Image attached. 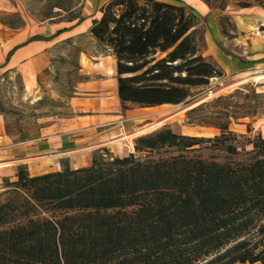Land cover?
I'll list each match as a JSON object with an SVG mask.
<instances>
[{"label": "trees", "instance_id": "16d2710c", "mask_svg": "<svg viewBox=\"0 0 264 264\" xmlns=\"http://www.w3.org/2000/svg\"><path fill=\"white\" fill-rule=\"evenodd\" d=\"M70 11L67 22L83 20ZM101 13L90 32L115 56L125 109L183 103L225 75L201 52L204 29L186 6L110 0ZM219 25L236 37L229 15ZM213 125L221 131L213 139L162 129L137 138L128 156L75 170L32 176L19 168L6 193L22 201L0 204V264H264V136L247 149L228 122ZM205 141L226 160L150 156Z\"/></svg>", "mask_w": 264, "mask_h": 264}, {"label": "rangeland", "instance_id": "374dc122", "mask_svg": "<svg viewBox=\"0 0 264 264\" xmlns=\"http://www.w3.org/2000/svg\"><path fill=\"white\" fill-rule=\"evenodd\" d=\"M165 1L184 5L197 16L204 29V39L200 46L205 56L220 55L223 52L231 54V49L227 48L236 40L233 38V41L229 42L221 39L217 24L222 14H228L234 25L237 24L234 22L235 19L238 20L240 15L248 13L259 17L257 19L259 23H264V10L259 5L260 0H209V3L207 0ZM102 2L105 3L107 0H0V148L19 150L20 152L16 153H21L17 154L20 156L26 153L29 155L51 152L50 140L48 142L45 138L59 135L68 128L69 121L75 115L72 101L76 97V86L87 78L82 68L88 65V58L96 55L98 49L88 38L78 37L76 40H70L59 37L60 33L56 32L55 28L65 25L71 17V9L82 14L84 11L90 12L93 16L99 13ZM246 2L252 5L242 8L241 5ZM38 26H45L50 30L53 28V31H47L53 32L54 35L51 37L44 35L36 37L53 40L45 49L48 59L44 61L45 64L35 71L26 65V62L13 67L3 63L12 53L10 51L5 55L8 49L5 46L7 42L24 28L35 30ZM253 27L255 34L264 36V31H261L257 24ZM237 29L232 33L240 37ZM243 38L245 41L246 35ZM253 67L247 70L249 73L230 72L225 73L223 77L211 78L207 86L193 88L192 95L177 105L144 107L130 103L132 104L130 114L134 116L132 124L137 125L135 127L141 128L160 120L163 122L133 136L129 142L122 140L112 147L83 153L79 155L85 159L82 162L73 164V159L68 157L44 156L37 161L38 163L12 165V169H0V204L22 201L21 198L15 197L17 195L6 193L8 189L6 180L17 181L16 173L19 168H24L32 176H36L63 171L66 167L71 170L87 167L95 158L104 160L125 157L130 151H134L137 138L162 129H171L178 134L206 140L213 139L221 133L213 124L228 122L229 129L236 135V141H239L241 146L246 144L247 149H250L247 140L259 134L264 136V76L249 79L244 83H233L242 76L264 71V67ZM193 104L195 106L191 107ZM172 113H175L173 117ZM210 146L214 147V143L205 141L188 151L167 147L153 152L150 156L158 159L185 153L208 160H226L224 154ZM136 155L141 159L145 158V154ZM237 158L244 157L240 155Z\"/></svg>", "mask_w": 264, "mask_h": 264}, {"label": "crops", "instance_id": "0c3cea01", "mask_svg": "<svg viewBox=\"0 0 264 264\" xmlns=\"http://www.w3.org/2000/svg\"><path fill=\"white\" fill-rule=\"evenodd\" d=\"M108 1L110 0H107V2ZM107 2L101 3L99 6V13L96 15L91 16L90 12L84 11L82 14L83 20L66 22L61 28H57V26L55 28L56 32L64 28L66 29L59 34V37L70 38V40H76L78 37L88 38L95 45L94 47L98 49L96 55L90 56L91 58L87 57L89 60L88 65L82 68L84 76L87 78L80 81L76 86V97H74L72 101L75 115L69 121L68 128L59 135L45 138L48 139V142L50 140L49 144L52 146V149H50L51 152H49H60V154L51 156L48 155L49 152H40L33 154L29 153V155L26 153V155L20 156L17 154L21 153H16L20 152L19 150L14 151L12 148L7 149L2 147L0 148V161L4 160L9 163L6 167L1 169H12V165L34 163L40 161V158L44 156L59 158L68 157L73 159V164L79 163L85 160L83 159L84 157H79V155L103 147H112L114 144H119V142L122 141L113 139L120 137L123 133H132L140 129L135 127L137 125L134 126L132 124V119L134 117L130 114L132 104L129 103L128 105L130 107L124 109L119 98L115 56L110 49L98 44L97 40L90 32L93 20L101 17V8ZM219 19L217 25L221 39L228 40L229 42L233 41V39H228L221 33ZM257 19H259V17L248 13L246 15H240L238 20H234V22H237V31L240 33V37L237 36L234 38L236 41L230 45L231 47H237V49L234 50L231 47L227 48L231 49V54L225 53V55L224 52L220 55L214 54V56L213 54H207L216 60L224 71V74L243 71H245L243 73H249L250 71L247 70L254 68L253 66H257L255 68L264 67V36L255 34L253 30L255 29L253 27L254 24H257L258 27L261 28L264 23H259ZM52 29L45 28V26H38L35 30L32 28H24L19 33H16L15 36L7 42L8 44L5 45L8 48L5 55H8L10 51H12V54L9 60L7 61V59H5L3 63L13 67L26 62V65L38 71L41 65L45 64L44 61L48 60L46 58L45 49L53 40H51L52 38L43 39L36 37L39 35L51 37L54 35L53 32L47 33V31H53ZM251 32L253 35H250ZM245 35L246 39L244 41L243 36ZM32 38L36 39L29 41ZM257 72L261 73L264 71Z\"/></svg>", "mask_w": 264, "mask_h": 264}, {"label": "bare ground", "instance_id": "6f19581e", "mask_svg": "<svg viewBox=\"0 0 264 264\" xmlns=\"http://www.w3.org/2000/svg\"><path fill=\"white\" fill-rule=\"evenodd\" d=\"M258 76H264V72H261V73H255V74H250V75H245V76H242V77H240L238 80H237V82H235V83H233V84H239V83H244V82H246V81H248L249 79H252V78H255V77H258ZM211 94H213V93H211ZM195 106V104H193V105H191V107H194ZM187 107H185V109H186ZM188 108H190V107H188ZM185 109H182V111L183 110H185ZM175 115V113H172V117ZM163 122V120H160V121H156V122H152V123H150V124H148V125H146V126H144V127H141L140 129H138L137 131H135V132H132V133H123L120 137H118V138H115V139H113V140H127L128 142L130 141V139L135 135V134H138V133H140V132H144V131H146V130H148V129H150V128H153V127H156V126H158L159 124H161ZM165 122V121H164ZM106 142H108V141H106ZM106 144V143H105ZM85 148V147H84ZM83 148V149H84ZM78 150V149H77ZM72 152V151H71ZM76 152V151H75ZM59 155L60 154V152H58V153H49L48 155ZM62 154V153H61ZM65 154H67V153H65ZM35 156V155H34ZM28 158H31V157H28ZM27 159V158H26ZM13 162V161H12ZM8 163L9 162H7V161H0V169L1 168H3V167H6L7 165H8Z\"/></svg>", "mask_w": 264, "mask_h": 264}]
</instances>
